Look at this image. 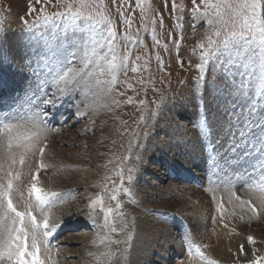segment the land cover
Instances as JSON below:
<instances>
[{"label": "rangeland", "instance_id": "obj_1", "mask_svg": "<svg viewBox=\"0 0 264 264\" xmlns=\"http://www.w3.org/2000/svg\"><path fill=\"white\" fill-rule=\"evenodd\" d=\"M70 2L73 0H63L64 4ZM220 2L222 0H195V4L193 0H96L92 11H103L108 15L116 31L118 52L123 54L126 50L123 39L126 32L140 41L138 44L128 43L127 47L132 52L127 72L117 71L116 83L110 86L107 81L111 79V74L107 71L100 73L93 55L96 48L94 41L99 38L104 25L93 27L82 20L73 23L66 16L56 15L65 11L56 0L50 3L41 0L40 4H36L35 0H0V127L12 121L15 122L11 124H15L37 118L47 130V135L41 141H34L32 149L38 157L33 172L38 173V187L46 192L60 194L43 209L49 224L56 226L48 237L47 246L55 249L50 253L61 255L63 252L62 258L51 259L54 264H129L135 256H141L146 260L145 264H182L186 259L184 252L191 245V240L181 236L178 226L171 224L169 235L180 242L183 247L181 254L166 247L163 238L154 239L148 234L146 241L139 239L136 213L133 211L134 208L144 209L145 213L152 216L168 211L166 205L162 204L159 187H199L196 178L203 180L200 175L194 179L196 167L187 161L191 154L183 159L181 155H185V152L180 151L179 154L173 151L172 146H164L161 150L162 144L158 145L157 142L165 136L162 131L165 121L175 123V126L182 122L185 130L181 129L177 133L187 135L189 139H201L199 151L204 149L207 155L204 160L206 167L200 172L203 175L211 172L210 156L233 154L230 140L233 135L239 138L241 121L247 119L251 122L256 134H259L258 126L264 123V86L258 87L264 79V52L259 39L252 36L238 43L229 38L226 48L220 46L228 33L240 30L238 24L228 19L226 9L221 8L217 16V10L208 7ZM30 3L36 11H29ZM41 7L44 8L43 12L40 11ZM44 15L50 17L47 23L39 19ZM261 15L264 16V2ZM129 18L131 28L125 24ZM209 19L213 20L211 25ZM221 20L224 22L221 23ZM16 29L24 31L26 40L31 39L36 44L24 48L25 55L19 54L18 45L9 47L12 43L16 44ZM217 31L219 36L216 35ZM10 34L13 36L10 37ZM209 39L216 44L210 46ZM4 42L10 43L3 46ZM4 47L15 50L14 54L21 57L16 62L6 58ZM51 47H55L56 52L53 54L49 51ZM205 53L208 54V63L205 65L207 83L205 79H198L200 72L197 67L202 63L201 56ZM137 56L141 59L137 60ZM87 60L93 63L87 64ZM133 61L139 68L138 72L131 71ZM214 65L216 75L213 74ZM16 67H19L18 71H15ZM69 69L75 70L70 75L76 72L79 75L61 95L58 87L64 88L65 85L63 82L56 85L54 79ZM220 75L224 78H220ZM237 89L247 90L248 96L244 97ZM223 90L222 101H215V104L223 112L224 118L219 125H213L210 118L218 112L214 104V92ZM257 92L260 95H256ZM179 96L192 101L186 108V116L176 115L173 120L171 117L164 118V113L170 114V106ZM53 97H56L54 105L42 103L43 99ZM129 98L131 103L128 102ZM253 104L256 112L250 115ZM102 108H111L110 113L115 115L113 131L107 135L102 131V122L105 121ZM189 139H184V145L188 146ZM150 145H156L153 151L160 157H153L154 154L149 153ZM99 147L104 149L103 153L98 150ZM41 148L44 149L43 155L40 153ZM248 148L250 154L247 159L251 158L250 162L254 164L258 162L255 166L259 171L254 174L259 175L262 173L259 166L264 161L258 160V153L252 148L251 142ZM228 161L235 163L232 157ZM169 162L175 164L176 169L169 167ZM41 164L44 167H40ZM91 170H98L97 181L90 173L87 174ZM183 170L189 173L175 180L169 178L170 173ZM70 171L77 175L67 177ZM120 173L124 177L122 188L119 187ZM128 175H131V180H127ZM212 181L222 185L221 181ZM32 183L33 179L29 186ZM114 186L119 188L115 194L121 204L119 213L122 215L116 214L117 200L110 199L114 194ZM123 188L129 191L126 193ZM148 194L149 201L143 196ZM98 196L103 199L104 207L114 209L111 220L117 231L111 232L104 226L100 203L95 209L91 207L92 201ZM34 204L32 212H37L35 216L40 222L44 216L36 202ZM17 208L21 211L25 209L21 206ZM261 225L264 228V224ZM243 239H246L245 236L240 234L230 238L228 242H232L231 249H239ZM259 240L261 242H256L251 250L253 257L264 256V236ZM198 255L193 254L199 259ZM201 257L208 258L205 255Z\"/></svg>", "mask_w": 264, "mask_h": 264}, {"label": "bare ground", "instance_id": "obj_2", "mask_svg": "<svg viewBox=\"0 0 264 264\" xmlns=\"http://www.w3.org/2000/svg\"><path fill=\"white\" fill-rule=\"evenodd\" d=\"M14 33H15L14 35H15L16 44L12 43L11 45H9L10 42H4L3 46L5 44L7 46L9 45V47L18 45L20 49L19 54L25 55L26 52L24 48L28 49V46L30 45L32 46V44L36 45L35 42H33L31 39L26 40V36H24V31L16 29ZM12 36L13 34H10V37ZM8 49L5 48L6 50L5 57L8 59L12 58V61L16 62V59H19L21 56L19 54H14L15 50L11 51L10 49L9 50ZM49 51L51 54H53V52H56L55 47H51ZM18 69L19 67H16L15 71H18ZM220 78H224V76L220 75ZM222 92H224V90L217 93L214 92V96L216 97V99L214 100V104L215 101L217 102L222 101L223 99ZM190 102L192 101L188 97L186 98H184L183 96L176 97L175 101L170 106L172 109L170 111V114L163 112L164 113L163 117L164 118L171 117L172 120L176 115L185 117L187 112L186 108L190 106L189 105ZM216 106L217 105L215 104V107ZM216 109L218 112H216L213 118H210L213 125H219L220 121H223L224 118L222 115L223 112H221V110H219L217 107ZM110 110L111 108H107V109L102 108V111H104L103 116L105 120L102 122L103 123L102 131H104L105 135L110 134V132L113 131L112 128L115 120L114 118L115 115L112 112L110 113ZM22 121L23 122H16L14 125H21L25 128H31L33 131H36L37 129L33 128L32 125L34 122L39 124V127L43 129V131L40 132L39 141H41L47 135V130L43 127V122L39 121L37 118H34L32 120H22ZM14 122L12 121L11 123ZM182 125L183 123L180 122L177 126H175V123L172 124V122L166 120L165 127L162 128V131L163 133H165V136H163L164 138L161 137L160 141L157 143L158 145L162 144L160 145L161 150L163 149L162 147L164 146L165 147L172 146L173 151H176L179 154L184 151L185 155H181L183 159H186V155L191 154V158L187 161H189L188 163L190 165H194L196 167L197 172L194 176V179L195 177L200 175V177L203 176V180L201 178L198 179L196 178V180L199 181L198 183H200L199 187H195L194 185L192 186L183 185L181 187L180 185L172 189L166 188L167 191L165 188L159 187V195L163 199L162 204L166 205L165 207L168 209V211H164L163 213H155L152 216L145 213L146 211H144V209L141 210L139 208L138 209L134 208L133 211L136 213L135 216L136 225L139 229V235H140L139 239L146 241L147 239L145 237L148 234H150L151 237L154 239L163 238L167 243L166 247H169L171 249L173 248L177 252V254H181L183 247H181L180 242L178 241L177 238L174 239L169 235L170 234L169 229L172 224L174 227L178 226L179 231L182 232L181 236L185 237L189 241L191 240V245L198 246L200 248V252L203 255L208 256V258L216 261L217 264H248V260L254 259V257L251 255L252 254L251 250L255 247V244H249L247 242V237L249 235L253 236L255 243L256 242L258 243L261 242L259 238L264 236V228H262L261 225L262 223L264 224V202H262L264 201V171H262V173L259 172L260 174H262V176L259 174L260 177L257 174L255 175L254 172L259 171L256 167L257 166L256 163L258 162L255 163L256 164L255 166L254 163L250 162L251 158L245 160L243 159V157H241V154H219V164L214 167L213 164L210 163L211 172L209 173V175H203L200 172L206 167L207 163L204 160L207 155L204 149H202L201 152L199 151L201 139L200 138L189 139L187 138V135L182 136L181 134L177 133V131H180L181 129L185 130V126ZM222 125L223 124H220V126ZM173 137L177 139H172ZM103 139H105V137ZM184 139H189L190 142L188 143V146H186V144L184 145L185 143ZM170 143L172 145H170ZM155 147L156 145H150L148 150L150 154H154L153 157L158 158L160 157L157 155L158 153H155L153 151ZM98 150L99 151L101 150L100 147ZM84 151H90V150L84 149ZM34 152L35 150L31 149V151L26 153L25 162L23 165H21L19 163V152L17 151L16 153L17 163L14 166H12V171L14 173L15 172L20 173V179L14 182V189L18 188L19 193L23 194V196L21 197L19 193L14 192L13 201L17 206L19 207L21 206L23 208H25V204L29 200L30 201L32 200L31 206L32 205L35 206L34 197L29 198V187H31L29 186V183L33 179L34 175H36L37 177V172H33V168L37 166L36 156L38 154L37 153L34 154ZM93 153L94 152L91 150V154ZM231 157L235 161L234 164L232 163L229 164L226 162ZM80 158L82 157H79V159ZM100 159L101 157L99 156L98 161H100ZM67 161H69V158ZM203 161L205 162L204 165H203ZM63 162L64 161H62V163ZM242 163H248V164L242 165ZM10 164L11 161L7 158L4 147L0 146V165L3 166L2 170H0V182L6 183V172ZM167 164L169 167H175L176 169L175 164H172L171 162ZM259 169H261V166H259ZM88 173H90L91 177H93V179L97 181L96 175L98 174V170L96 171L91 170L90 172L88 171L87 174ZM188 173L189 171H184V170L180 172L170 173L171 175L169 176V178L175 180L182 176H186ZM75 175L77 174H75V172L72 171L70 175H68L67 177L75 176ZM211 178L214 180L221 181L222 185L221 186H219L218 184L216 185V183H213ZM242 181H244V184L242 183ZM231 193H235L237 196H239L240 199L237 200L235 199V196H230ZM143 196L145 200L149 201V197H150L149 194L148 196L147 195H143ZM230 198H231V202H229ZM241 201H244L246 203L241 204ZM252 206H255L257 208L256 214L252 213L251 211ZM145 210H149V209L146 207ZM33 214L36 215L37 212L33 211ZM42 221L43 220H40V222ZM238 234L243 235L246 238L243 239V241H240V243L244 244L245 246L244 255L240 254L239 252L240 248L231 249L233 247L231 246L232 242L231 241L228 242L230 238H234ZM48 246L45 247L43 244L41 245L40 257L41 259L45 260L46 264H54L51 259L62 258L63 252H61V255L55 253H52L51 255L50 251L53 250V248ZM189 247L190 246H188L186 252H184V254H186V259H184L182 264H209L208 262L210 261V259L208 258L204 259L200 255L197 256L200 259H197L196 257L193 256L194 253H197L195 247H192L191 249L192 255H190ZM167 251L168 249L165 251V253H167ZM245 254H248L249 257H247V255L245 256ZM49 256L51 257V259L48 258ZM204 260H206V262H204ZM144 261L146 260H143L141 256L140 257L135 256V258H133L129 264H145Z\"/></svg>", "mask_w": 264, "mask_h": 264}, {"label": "snow or ice", "instance_id": "obj_3", "mask_svg": "<svg viewBox=\"0 0 264 264\" xmlns=\"http://www.w3.org/2000/svg\"><path fill=\"white\" fill-rule=\"evenodd\" d=\"M40 2L41 0H35L36 4H40ZM48 2L50 3L51 0H48ZM56 2L65 8L63 13H56V15L66 16L73 23L77 20H82L89 22L93 27L100 25L105 26L104 30L99 34V38L94 41L96 48L93 51V55L96 57L95 63L97 64L100 73L103 74L107 71L111 74V79L107 81V83L110 86L114 85L117 80L115 73L117 71H124L126 74L127 72L128 61L132 52V49L127 47L128 43L131 42L133 44H138L140 41L138 39H133V37L126 32L123 36L126 50L121 54L117 51L118 41L116 40V31L111 26L108 15L103 11H92L96 5V0H73V2L66 4L63 3V0H56ZM262 2H264V0H222L220 3L208 6L217 10V16H219L221 8L226 9L228 19L233 24H238L240 28L239 31H231L228 33V36L220 42V46L226 48L228 46L229 38L238 43L240 40L252 36L254 39H259L261 50L264 52V16L261 15ZM193 3L195 4V0H193ZM29 11H36L31 3L29 4ZM40 11L43 12L44 8L41 7ZM143 11L144 9L142 8V12ZM205 14H207V11ZM39 19L40 21L47 23L50 17L44 15ZM220 22L223 23L224 21L221 20ZM208 23L211 25L213 20L209 19ZM125 24L128 28H131V18L126 20ZM104 32H106V35ZM216 35H220L219 31L216 32ZM157 44H159V41H157ZM214 44H216V42L209 39V45L211 46ZM201 47L203 48L204 46L201 45ZM136 59L139 60L141 57L137 56ZM201 60L202 63L197 65L200 72L198 79H205V82L207 83L205 78V65L208 63V54L205 53L202 55ZM117 61H119V63ZM101 62H103V66H101ZM86 63L90 64L93 63V61L87 60ZM262 63H264V60H262ZM213 69V74L216 75L215 65L213 66ZM74 71L75 70L73 69H69L54 79L56 85L59 86L62 82L65 85L64 88L58 87V91L61 95L67 90V85L75 79V76L79 75L78 72H76L75 75H70ZM131 71H139L135 61H133ZM97 83H100V81L97 80ZM259 86H264V79H262L261 85H258V87ZM108 91H111V87H109ZM236 91L241 92L244 97L248 96L247 90L237 89ZM197 94H199L198 91ZM256 95H260V93L257 92ZM128 102H132L131 98H129ZM42 103L44 105H54L56 103V97L43 99ZM141 103H143V101H141ZM255 112V104H253L249 114L251 115ZM32 127L37 130L33 131L31 128H25L21 125H14L11 123H5L0 127V146L4 147L5 154L11 161L6 172V183L0 182V264H46L45 260L40 257L41 245L43 244L47 247L48 237L52 234L51 230L56 227L55 225L49 224L48 216L46 213H43V209L46 205L52 203V198L59 197L60 194L56 192H46L38 187L36 183V175L33 176V183L29 188V197H34L36 206L41 210L44 216L43 221H37L36 216L32 212L30 200L25 204V209L23 211L18 210L16 204L13 202L14 192L19 193L18 188L14 189V182L20 179V173H14L12 171V166L17 163L16 153L17 151L19 152V163L23 165L26 153L31 151L34 147V141L39 139L40 132L43 131V129L39 127V124L35 122ZM258 127L259 134H256L251 122L247 119L241 121L239 138L237 139V137L233 135L230 140V151L233 154L240 152L241 157L246 160L250 154L248 144L251 142L252 148L258 153V160L264 161V123H261ZM244 129H247L248 131L246 132ZM201 132H203V129H201ZM209 147H211V145H209ZM40 153L43 155V148L40 149ZM209 159L214 167L219 164V154H214L213 156H210ZM227 163L231 164L232 161H227ZM40 167H44V165L41 164ZM2 168L3 166L0 165V170H2ZM261 171H264V163H261ZM120 175L121 185L119 187L122 188L124 177L122 173H120ZM126 178L127 180L132 179L131 175H128ZM112 191L114 194L110 196V199L117 200V195L115 193L119 191V188L114 186ZM123 191L127 193L129 189L123 188ZM19 194L21 197L23 196L22 193ZM230 196H235V199L237 200L240 199L235 193H231ZM229 202H231V198ZM97 203L101 204L100 211L104 214V226L109 228L111 232L117 231L111 220L114 209L112 207H104L103 199L99 196L92 201L91 207L95 209ZM244 203L246 202L241 201V204ZM120 208L121 204L117 200L115 211L118 215H122L119 213ZM251 211L253 214H256L257 208L252 206ZM126 227L127 225L125 224V228ZM123 230L124 229L122 228L121 231ZM130 237L131 233H129V238ZM247 242L249 244H255L254 237L249 235L247 237ZM192 247H195L197 254L203 256L198 246L190 245L189 253H191ZM244 247V244L240 245L239 252L241 255H244ZM48 258L51 259L50 256ZM209 264H217V262L210 260ZM248 264H264V256L255 255L254 259L248 260Z\"/></svg>", "mask_w": 264, "mask_h": 264}]
</instances>
